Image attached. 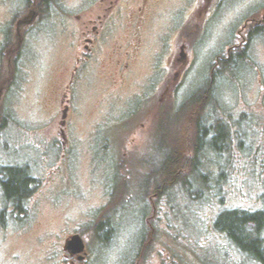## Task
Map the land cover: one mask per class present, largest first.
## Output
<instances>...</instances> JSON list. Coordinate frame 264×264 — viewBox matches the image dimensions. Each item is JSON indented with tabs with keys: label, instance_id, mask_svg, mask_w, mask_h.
Masks as SVG:
<instances>
[{
	"label": "rangeland",
	"instance_id": "374dc122",
	"mask_svg": "<svg viewBox=\"0 0 264 264\" xmlns=\"http://www.w3.org/2000/svg\"><path fill=\"white\" fill-rule=\"evenodd\" d=\"M97 3L0 0L3 35L35 12L9 68L0 60V264H51L65 234L107 237L95 227L102 221L113 228L96 264H128L139 243L143 259L151 250L155 260L190 263L188 249L209 247L223 264H253L208 226L225 212L264 214V30L254 29L264 0H105L116 15L107 42L122 53L133 8L146 7L140 50L122 78L104 56L111 44L99 61L75 64L87 14L102 16ZM193 111L227 126L224 149L206 138L193 157ZM169 152L184 167L179 179L168 167L155 172ZM197 158L203 177L188 175ZM7 168L32 180L22 210L5 198ZM257 236L264 243V229Z\"/></svg>",
	"mask_w": 264,
	"mask_h": 264
},
{
	"label": "flooded vegetation",
	"instance_id": "af4514ba",
	"mask_svg": "<svg viewBox=\"0 0 264 264\" xmlns=\"http://www.w3.org/2000/svg\"><path fill=\"white\" fill-rule=\"evenodd\" d=\"M98 5L96 6L102 16L98 17V20L94 21L91 20V14L88 15V20L83 22V27L81 28L79 40H82L84 45L85 52L82 53L80 56L78 55L75 58V64H88L91 61H99V55L104 51V49L111 44V40L107 42V35L106 31L109 26H112L113 23L116 22L115 16L113 13V8L115 6V3H111L108 5V7H105V0H98ZM104 6V9H103ZM33 9V7L31 8ZM31 9L29 10V14L20 19H18L15 22V35H3L0 31V60L1 56L3 57V62L7 64V67L9 68L10 64V55H14L17 53V51L20 49L22 45V38L23 35H21L20 28L24 25L28 24L30 22L29 17L32 19V17L35 16V12H32ZM113 12V13H112ZM91 13H93L91 11ZM117 13V12H116ZM146 14V7L144 5H137L133 8V17L131 18L129 29H124V35H131V41H130V49L126 51L125 53H122V48L119 45V42L117 40L113 41V44L107 48V54L104 56H107L106 60L108 63L111 64L112 68L115 71V75H120L122 78L126 73L129 72V69L133 62H135L136 56L140 50L141 47V36L142 35V24L145 21ZM264 19V16L262 17ZM35 20V19H32ZM254 23L258 22L257 19H251L247 21L244 24V27L248 23ZM264 20L259 21V25H257L255 28L264 26L262 24ZM4 23V22H3ZM3 23L0 22V29L3 27ZM256 25V24H255ZM127 28V27H126ZM254 28V29H255ZM262 28V27H261ZM142 31V32H141ZM13 39V41H12ZM12 41V43H11ZM11 43V45H10ZM235 47H232L228 49L227 53H229L235 49ZM5 57V58H4ZM75 69V70H74ZM71 75L69 84L67 86V89H69L73 82L74 77L76 75V68H74ZM8 81H5L7 84ZM64 98V97H63ZM63 102V101H62ZM66 102H70V100H66ZM69 112V107L66 106L64 109V116L63 118L66 120ZM199 159L195 162L199 163ZM2 185V184H1ZM247 214H253L249 212H245ZM258 214V213H255ZM263 214V213H262ZM264 215V214H263ZM114 217H117L116 215ZM118 218L115 219L117 221ZM148 224V222H147ZM96 230L100 231L101 228H106L107 230V237L104 238H98L93 239L91 241L84 239L79 233H72V234H65L61 238V242L59 245L55 246L52 255L50 256L51 264H96V255H98L99 248H103L106 243L109 241L108 235L110 231L112 230V226L107 222H101L95 224ZM112 227V228H111ZM149 228H152L148 225ZM250 227V226H249ZM105 228L103 230H105ZM264 225H262L261 228L256 230L255 228H250L246 230V234L250 235L249 233H254L253 241H246V240H240L235 239L228 231L226 227L219 226L216 223L214 225L208 226V232H214L218 237L221 239H225L227 243L232 244V248L234 247L242 256L243 258L247 259L248 261H251L253 264H264V243L263 241L257 236L261 234V231H263ZM152 234V231L150 232ZM78 235L82 240V250L79 252H75L77 250L75 249H69L67 248L66 244L68 240L74 236ZM250 237V236H249ZM251 240V239H249ZM153 239L150 238V235L148 236V239L146 240L145 245L151 244ZM251 242L254 245L258 246V249L255 251H251ZM139 244H135L132 247L131 250V258L128 264H223L221 261H217L215 256L213 255L212 251L209 250V247L205 250H200V248L193 250L188 249V257L192 262H184V261H178L175 260L173 256L170 255H164L163 257L158 259L152 258V251H147L145 259H143V253L148 249H144V246L141 247Z\"/></svg>",
	"mask_w": 264,
	"mask_h": 264
},
{
	"label": "trees",
	"instance_id": "16d2710c",
	"mask_svg": "<svg viewBox=\"0 0 264 264\" xmlns=\"http://www.w3.org/2000/svg\"><path fill=\"white\" fill-rule=\"evenodd\" d=\"M263 33L264 27L262 28H255V33L259 35L261 32ZM263 36V35H262ZM231 64V63H230ZM203 93V92H202ZM211 97V96H209ZM194 103V100H192ZM195 114V116L200 115V112H191ZM198 115V117H200ZM176 119V118H175ZM212 122V124H211ZM209 124H207L206 120L203 117L196 118L195 117V128H196V135L193 138V157L195 158V154L200 152L202 148L205 147V139H208V143L210 145V149L213 151H221L226 147V140H227V126L218 120H213ZM223 142V146L220 145V142ZM222 143V142H221ZM177 155V154H176ZM177 157L174 156L172 153H168V157L166 160L163 161L162 166L155 172H163L166 170L165 168H169L171 170V175L169 178L175 176L176 179H179L183 176L182 168L183 166H179ZM198 160V158L196 159ZM193 166L190 168L191 174L192 172L197 173L199 172L200 177L205 175L202 174V170L198 169V165L193 161ZM167 168V169H168ZM199 170V171H198ZM6 177L2 180V188L5 194V198L10 204L15 206L17 209H21L23 206V202L28 199L31 195V190L29 189V185L31 184V179L28 177L27 173L24 170L16 169V168H7L5 169ZM182 171V173H181ZM187 176V175H186ZM206 186V185H204ZM159 189V188H158ZM186 191V190H185ZM187 194H192L191 192L186 191ZM199 197H197L198 200ZM4 213L0 212V221L3 219ZM219 226H224L228 229L229 233L235 238L240 240L246 241H253L252 237L246 234V230L249 229V226H252L256 230L264 225V215L262 213L258 214H247L245 212H238V211H231L225 212L221 214L216 222ZM250 234V233H249ZM250 236V237H249ZM251 239V240H249ZM258 249L257 245L252 244L251 242V251H255Z\"/></svg>",
	"mask_w": 264,
	"mask_h": 264
},
{
	"label": "water",
	"instance_id": "95a60500",
	"mask_svg": "<svg viewBox=\"0 0 264 264\" xmlns=\"http://www.w3.org/2000/svg\"><path fill=\"white\" fill-rule=\"evenodd\" d=\"M66 246L69 249L77 250L75 252H79L82 250V240L78 235H74L68 240Z\"/></svg>",
	"mask_w": 264,
	"mask_h": 264
},
{
	"label": "bare ground",
	"instance_id": "6f19581e",
	"mask_svg": "<svg viewBox=\"0 0 264 264\" xmlns=\"http://www.w3.org/2000/svg\"><path fill=\"white\" fill-rule=\"evenodd\" d=\"M20 153V152H19ZM20 158V157H19ZM30 159V158H29ZM1 160V159H0ZM32 191V190H31ZM250 210V209H249Z\"/></svg>",
	"mask_w": 264,
	"mask_h": 264
}]
</instances>
